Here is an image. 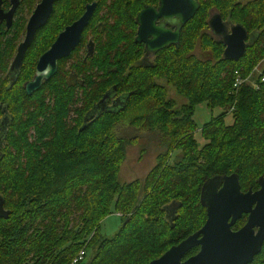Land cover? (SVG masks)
<instances>
[{
  "label": "trees",
  "instance_id": "1",
  "mask_svg": "<svg viewBox=\"0 0 264 264\" xmlns=\"http://www.w3.org/2000/svg\"><path fill=\"white\" fill-rule=\"evenodd\" d=\"M91 1L60 0L15 70L9 67L25 20L6 32L0 25V102L10 120L0 139V195L10 210L0 217V264H70L82 248L86 257L75 264H150L203 226L200 195L209 178L238 173L243 190H256L264 176V69L255 83L235 87L264 60V0H198L179 46L159 50L151 63L141 62L135 15L154 0H96L81 44L91 37L95 55L84 60L79 46L28 95L24 84L39 56ZM213 8L248 30L249 46L237 61L223 56L225 45L209 28ZM198 48L210 57L196 56ZM160 79L186 102L168 97ZM112 94L123 98L120 107L107 105ZM203 102L223 110L202 125L201 145L194 114ZM122 124L160 132L167 142L144 179L123 184L129 140L115 132ZM176 150L181 154L170 162ZM173 201L181 206L171 221L165 206ZM113 212L122 225L104 238L102 220ZM246 221L244 215L234 228ZM250 264H264V245Z\"/></svg>",
  "mask_w": 264,
  "mask_h": 264
},
{
  "label": "water",
  "instance_id": "2",
  "mask_svg": "<svg viewBox=\"0 0 264 264\" xmlns=\"http://www.w3.org/2000/svg\"><path fill=\"white\" fill-rule=\"evenodd\" d=\"M57 1L41 0L35 8L28 21L27 34L19 45L12 69L19 68L22 64L27 49L34 41L38 30L50 19ZM96 6V2L88 4L83 15L67 25L39 57L34 77L24 84L28 95L41 89L44 82L58 72L60 59L69 56L80 43L83 31L89 25ZM198 9L197 0H160L158 8L146 7L137 16L139 27L135 41L145 44L148 54H155L171 45L178 47L182 28L195 16ZM12 11L6 16L11 18L14 13ZM160 18L162 20L157 23ZM209 23L213 32L222 36L225 45L223 56L226 59L237 61L245 55L249 46L247 41L249 33L242 24L232 25L229 29L219 13L213 15ZM88 54H94L92 40L88 44ZM104 100L105 97L101 102ZM259 185L256 190L252 188L243 190L238 173L215 175L209 178L203 184L200 195V201L207 211V219L203 226L178 244L172 245L150 264H250L253 262L264 245V176L260 177ZM179 206L181 204L174 201L165 206L166 217L169 220H174ZM244 214H247L246 223L234 229V225ZM9 216L10 210L5 208V200L0 195V217ZM196 246H200L199 251L185 258L186 254Z\"/></svg>",
  "mask_w": 264,
  "mask_h": 264
},
{
  "label": "rangeland",
  "instance_id": "3",
  "mask_svg": "<svg viewBox=\"0 0 264 264\" xmlns=\"http://www.w3.org/2000/svg\"><path fill=\"white\" fill-rule=\"evenodd\" d=\"M196 56L201 59L210 57V53H202L201 50L196 49L194 52ZM153 59V58H152ZM150 59V60H152ZM264 69V60L261 61L258 65L255 66L253 71L247 76V81L250 83H255L256 77ZM161 83H164L167 88L168 97L176 99V102L180 105L186 102V99L178 95L175 91V88L172 84L166 83L163 79L159 80ZM223 108L218 107L211 109L207 106L205 102L200 103L196 106L194 119L197 124L196 129V138L199 143L202 145L205 140L201 135L202 125L209 121L212 116L219 114ZM76 113L72 112L69 116L70 118L76 117ZM233 122V117L230 114L226 117V123L230 124ZM115 132L117 135L125 137L128 141L126 143V157L121 165V169L118 175V180L120 183L131 182L136 179H144L149 171L156 165L158 161V154L163 152L167 146L164 136L160 132H151L146 130L138 129L137 127H132L128 125H119L116 127ZM181 152L180 150L173 151L170 155V162L178 159ZM121 213L113 212L102 220L100 234L104 238L113 236L121 227L122 219ZM93 250V249H92ZM90 250V254H92Z\"/></svg>",
  "mask_w": 264,
  "mask_h": 264
},
{
  "label": "flooded vegetation",
  "instance_id": "4",
  "mask_svg": "<svg viewBox=\"0 0 264 264\" xmlns=\"http://www.w3.org/2000/svg\"><path fill=\"white\" fill-rule=\"evenodd\" d=\"M60 0H58L57 2H55V4H54V11H55V6H56V4L59 2ZM141 1H143V0H141ZM151 1V0H150ZM198 1V0H197ZM242 2H247L248 0H241ZM41 2V0H2L1 1V9H2V12H1V16H0V25H3L4 26V28H3V30H2V32H6V31H9V30H11L13 27H14V25L17 23V21H19L20 23L19 24H21V22H22V20H25L24 21V24H23V27L22 28H24V30L22 31V33H21V35H20V38H19V41H18V44H17V47H16V53H15V55H14V57H13V59H12V61H11V63H10V70L9 71H11V70H15L17 67H14V69H12L13 67H12V65H13V61H14V59H15V57H16V54H17V51H18V48H19V45H20V43L21 42H23L24 41V39H25V37H26V34H27V24H28V21H29V19H30V17H31V15H32V13L34 12V10H35V8L37 7V5L39 4ZM93 2H96L97 3V6H98V2L96 1V0H93V1H91V2H86L85 4H84V6H83V9H82V11H81V13H80V15H78L71 23H73L74 21H76L77 19H79L82 15H83V13L85 12V10H86V7H87V5L88 4H91V3H93ZM199 2V1H198ZM76 5H77V3H76ZM159 5H160V0H154L153 2H150V3H147L146 5H144L137 13H136V15H135V23H136V33H135V39H136V36H137V31H138V27H139V25H138V23H137V16H138V14H139V12L140 11H142L143 9H145L146 7H148V6H152V7H156V8H158L159 7ZM72 6H73V4H72ZM97 6H96V9H97ZM199 6H200V3H199ZM13 8H15L14 10H13ZM13 10V11H12ZM10 11H12V15H11V18L10 17H8V16H6ZM54 11H53V13H52V15H51V17H50V19L48 20V22L43 26V27H41L39 30H38V32H37V34H36V36H35V39H36V37H37V35L39 34V32L50 22V20L52 19V17H53V15H54ZM96 11V10H95ZM95 13V12H94ZM216 13H219L220 14V12L218 11V10H216V9H212L211 11H210V16H209V19H208V25H209V28L211 29V26H210V23H209V21H210V18L213 16V15H215ZM94 16V15H93ZM222 16V15H221ZM223 17V16H222ZM93 18V17H92ZM162 19L160 18V19H158L157 20V23H160V21H161ZM223 20L228 24V27H229V29L231 28V26L232 25H235V24H239V23H233L232 21H230V20H228V19H226V18H224L223 17ZM8 23H10V25H8ZM70 23V24H71ZM92 23V19H91V21H90V23H89V25ZM70 24H67V25H70ZM66 25V26H67ZM88 25V26H89ZM65 26V27H66ZM88 26L84 29V31H83V34H82V38H81V41H80V43L77 45V47L72 51V53L69 55V56H67V57H64V58H68V57H70L73 53H75V51L78 49V47L80 46V54L79 55H83V57H84V60H86L88 57H92V56H94L95 55V52H96V45H95V42L93 41V39L91 38V37H89L88 39H87V41L85 42V44H83V45H81L82 44V42H83V38H84V34H85V32H86V30H87V28H88ZM64 27V28H65ZM64 28L61 30V31H63L64 30ZM212 30V29H211ZM60 31V32H61ZM182 31V30H181ZM59 32V33H60ZM212 32H213V30H212ZM59 33H58V35H59ZM214 33V32H213ZM215 34V33H214ZM58 35L56 36V38L58 37ZM215 35H217V34H215ZM219 38H221V40H222V36H220V35H217ZM56 38H55V40H56ZM34 39V40H35ZM54 40V41H55ZM93 41V43H94V54L93 55H89L88 54V44L90 43V41ZM247 41H248V38H247ZM34 42V41H33ZM33 42H32V44H33ZM31 44V45H32ZM139 44H141V45H143V49H144V53H143V57H142V60H141V62L143 63V62H147V63H151V62H153L154 61V58H155V55H156V53L155 54H153V53H146V50H145V44H143V43H139ZM30 45V46H31ZM52 45V44H51ZM50 45V46H51ZM30 48V47H29ZM28 48V49H29ZM28 49H27V51H28ZM26 51V52H27ZM45 52V51H44ZM43 52V53H44ZM42 53V54H43ZM26 54V53H25ZM41 54V55H42ZM40 55V56H41ZM39 56V57H40ZM64 58H62V59H60V61L61 60H63ZM153 58V59H152ZM24 59V58H23ZM150 59H152V60H150ZM38 60H39V58L37 59V62H36V66H35V70H34V73H33V75H32V78L34 77V75H35V72H36V67H37V63H38ZM60 61H59V65H60ZM23 62V61H22ZM59 69V68H58ZM56 75V74H55ZM3 77H5L4 79H6V78H8L9 77V72L7 73V74H5V76H3ZM31 78V79H32ZM31 79H29V80H31ZM28 80V81H29ZM49 81V80H48ZM27 82V81H26ZM25 82V83H26ZM45 83V82H44ZM44 85V84H43ZM40 90V89H39ZM123 98L122 97H120V96H117V95H111L110 97L108 96V98L106 99L107 101V105H109V106H115V107H120V105L122 104L121 102V100H122ZM103 103H105V102H103ZM103 107H106V104H105V106L103 105ZM0 112L2 113L1 114V116H0V139L2 138V130H4V128H8L9 127V125H10V120H9V111H8V108L6 107V106H4L3 104H2V102H0ZM3 147V144L1 143V145H0V149ZM0 154H1V151H0ZM172 211V210H171ZM244 215H247V214H244ZM243 215V216H244ZM235 229V228H234ZM238 229V228H237ZM196 247H199V249H200V246H196ZM195 248V247H194ZM199 251V250H198ZM197 251V252H198ZM188 254V253H187ZM186 254V255H187ZM191 256V255H190Z\"/></svg>",
  "mask_w": 264,
  "mask_h": 264
},
{
  "label": "built area",
  "instance_id": "5",
  "mask_svg": "<svg viewBox=\"0 0 264 264\" xmlns=\"http://www.w3.org/2000/svg\"><path fill=\"white\" fill-rule=\"evenodd\" d=\"M262 81H264V73L262 74ZM244 81H246V79L244 80L242 77H238L237 78V81H236V83H235V87H238L239 85H241ZM86 254H87V252H86V250H85V248H82L77 254H76V256L74 257V259L72 260V262L70 263V264H75V263H79V262H81L82 260H84L85 259V257H86Z\"/></svg>",
  "mask_w": 264,
  "mask_h": 264
}]
</instances>
